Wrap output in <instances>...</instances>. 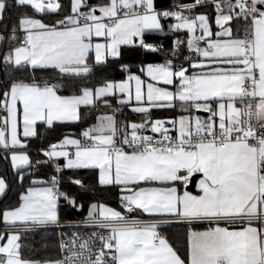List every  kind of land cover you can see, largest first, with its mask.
Listing matches in <instances>:
<instances>
[{
	"label": "snow or ice",
	"instance_id": "snow-or-ice-1",
	"mask_svg": "<svg viewBox=\"0 0 264 264\" xmlns=\"http://www.w3.org/2000/svg\"><path fill=\"white\" fill-rule=\"evenodd\" d=\"M0 27V152L20 187L33 177L0 209V264H264V0H0ZM134 49L165 60L134 73L122 62ZM116 64L125 78L103 75ZM100 106L77 136L30 151L41 127L83 125ZM124 107L139 122H121ZM81 169L118 206L93 201L64 225L61 258L26 256L28 233L84 208L90 186L64 175ZM11 186L0 175V196Z\"/></svg>",
	"mask_w": 264,
	"mask_h": 264
},
{
	"label": "trees",
	"instance_id": "trees-1",
	"mask_svg": "<svg viewBox=\"0 0 264 264\" xmlns=\"http://www.w3.org/2000/svg\"><path fill=\"white\" fill-rule=\"evenodd\" d=\"M98 2L99 0H94ZM174 0H155L156 6L159 8H168ZM179 2H187V0H179ZM0 27V31H2ZM181 39H184L183 33L180 34ZM175 36L171 34H152L149 36L150 42L157 45L162 44L165 50L172 47V42ZM165 60V52L156 53H146L140 49L128 50L124 54L123 63L130 66L132 72H138L141 63H163ZM100 75L99 70L97 71V76ZM103 75L110 78L122 79L126 77V73L122 72L118 64L112 65L103 71ZM3 76L0 75V79ZM113 106H115V101H113ZM110 112V109H105L102 106L91 112L87 123L81 124H67L66 126H56L52 129L45 130L40 128L39 131L42 133V138H37L31 140L32 153H35L36 149L43 146L47 147L49 143L56 142L63 138L64 135H74L77 136L82 128L87 127L89 124L95 123L96 117L98 115ZM176 115V111L173 110H153V117H172ZM118 119L121 122L124 121H137L141 117L132 112L130 108L124 107L122 109V115H118ZM40 158H43L42 156ZM7 172L8 179L11 182V189L7 192L5 196L0 197V209L5 207L13 206L18 199L19 193L24 191V189L29 186L30 181L33 179L32 176H28L24 181V187H20L19 181L15 180L12 174V170L9 167L8 161L3 159V155H0V175ZM53 174V170L50 166H42L39 169L38 176L43 179H48ZM76 175L79 176L85 184L90 186L88 191L80 190L79 197L81 203L84 204V208L81 211H76L68 207H62L61 218L66 219L69 217V213L72 212L73 215L77 217H84L87 214L88 205L93 201L104 202L106 204L117 207L118 206V193L117 190L111 187L100 186L92 177L88 170H77L75 173L72 170H65L64 175ZM75 190V189H74ZM172 240L174 242H184V231L185 229L179 225H174L167 229ZM59 232L55 228H42L37 229L34 232L28 233V239L25 241L27 245L25 248V255L33 259H58L60 258V251L57 247V239Z\"/></svg>",
	"mask_w": 264,
	"mask_h": 264
},
{
	"label": "built area",
	"instance_id": "built-area-1",
	"mask_svg": "<svg viewBox=\"0 0 264 264\" xmlns=\"http://www.w3.org/2000/svg\"><path fill=\"white\" fill-rule=\"evenodd\" d=\"M203 115V114H201ZM54 143V142H52ZM0 155H3L2 152H0ZM85 217V216H84ZM83 217H77L75 215H73L72 217H68L66 219H62L61 218V226L60 227H53V226H47V227H40L38 229H42V228H55L57 229V231L60 233L61 231H64V232H72L74 231L75 229L72 228V227H64V225H71V224H78L81 222ZM7 228V225L5 223H2L0 222V233H3ZM62 256V253H60V258Z\"/></svg>",
	"mask_w": 264,
	"mask_h": 264
},
{
	"label": "crops",
	"instance_id": "crops-1",
	"mask_svg": "<svg viewBox=\"0 0 264 264\" xmlns=\"http://www.w3.org/2000/svg\"><path fill=\"white\" fill-rule=\"evenodd\" d=\"M99 2V1H98ZM94 3H97V2H95L94 1ZM157 8H159V7H157ZM160 9H166V8H164V7H162V8H160ZM135 73V72H134ZM201 114H203V113H201ZM176 115H177V112H176ZM203 115H205V114H203ZM154 119L155 118H161V119H163V118H170V117H153ZM137 122H139V120H137ZM70 136H74V135H70ZM75 137V136H74ZM62 139V138H61ZM59 140H57L56 142H58ZM54 142V141H53ZM52 143V142H51ZM32 149L33 148H31V150L30 151H32ZM58 163H64V161H63V158H60L58 161H57ZM0 197H2V196H0ZM104 203V202H103ZM109 205V204H108ZM109 206H112V205H109ZM112 207H115V206H112ZM0 222H2V221H0ZM3 223V222H2Z\"/></svg>",
	"mask_w": 264,
	"mask_h": 264
},
{
	"label": "water",
	"instance_id": "water-1",
	"mask_svg": "<svg viewBox=\"0 0 264 264\" xmlns=\"http://www.w3.org/2000/svg\"><path fill=\"white\" fill-rule=\"evenodd\" d=\"M89 2H90V3H94V0H89ZM72 216H73V213L70 212V213H69V217H72Z\"/></svg>",
	"mask_w": 264,
	"mask_h": 264
},
{
	"label": "rangeland",
	"instance_id": "rangeland-1",
	"mask_svg": "<svg viewBox=\"0 0 264 264\" xmlns=\"http://www.w3.org/2000/svg\"><path fill=\"white\" fill-rule=\"evenodd\" d=\"M79 211H81V210H79Z\"/></svg>",
	"mask_w": 264,
	"mask_h": 264
}]
</instances>
